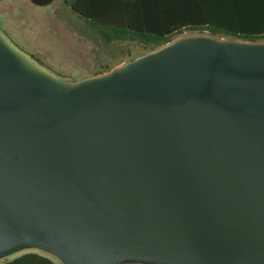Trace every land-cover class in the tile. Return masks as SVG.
Masks as SVG:
<instances>
[{
    "label": "water",
    "instance_id": "obj_1",
    "mask_svg": "<svg viewBox=\"0 0 264 264\" xmlns=\"http://www.w3.org/2000/svg\"><path fill=\"white\" fill-rule=\"evenodd\" d=\"M264 264V42L179 39L67 86L0 34V258Z\"/></svg>",
    "mask_w": 264,
    "mask_h": 264
},
{
    "label": "trees",
    "instance_id": "obj_2",
    "mask_svg": "<svg viewBox=\"0 0 264 264\" xmlns=\"http://www.w3.org/2000/svg\"><path fill=\"white\" fill-rule=\"evenodd\" d=\"M65 4L106 46L134 43L150 53L185 32L264 42V0H65ZM0 264L62 263L26 252Z\"/></svg>",
    "mask_w": 264,
    "mask_h": 264
},
{
    "label": "rangeland",
    "instance_id": "obj_3",
    "mask_svg": "<svg viewBox=\"0 0 264 264\" xmlns=\"http://www.w3.org/2000/svg\"><path fill=\"white\" fill-rule=\"evenodd\" d=\"M0 34L37 69L67 86L106 75L148 54L134 43L104 45L65 0H0ZM202 35L207 34L185 32L175 41ZM26 252H38L61 263L54 254L39 248H26L0 261Z\"/></svg>",
    "mask_w": 264,
    "mask_h": 264
}]
</instances>
